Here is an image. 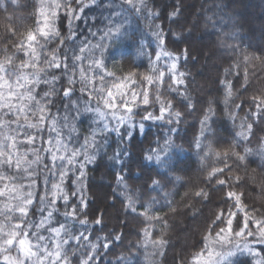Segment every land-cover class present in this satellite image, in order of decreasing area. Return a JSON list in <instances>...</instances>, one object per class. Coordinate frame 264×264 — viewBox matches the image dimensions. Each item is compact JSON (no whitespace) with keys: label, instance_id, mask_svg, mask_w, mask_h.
Instances as JSON below:
<instances>
[{"label":"trees","instance_id":"obj_1","mask_svg":"<svg viewBox=\"0 0 264 264\" xmlns=\"http://www.w3.org/2000/svg\"><path fill=\"white\" fill-rule=\"evenodd\" d=\"M145 3L147 8L137 14L131 10L122 11L128 9L122 0H97L95 5L84 9L80 19L72 20L70 27L61 10L56 24L60 37L46 45L51 51L63 39L65 43L60 53H67L71 65V57L74 52L79 54L82 42L87 39L96 44L109 23L107 18L110 14L121 12L119 17L113 16L112 19L122 21L127 34L114 41L105 53L106 70L114 74L106 76L105 80L108 87L120 82L126 85L113 91L128 93L124 99L130 102L132 112L128 115L131 118L118 131H113L117 123L114 124L112 117L108 116L109 130L96 135L100 149L95 151V160L83 169L82 181H77L80 170L76 166L68 172L61 185L69 197V208L79 204L81 197L87 204L77 208V216L79 219L87 218L88 224L81 226L74 223L71 226L73 232H84L90 239L81 241L79 245L71 242L68 246L71 264H81L89 253L94 256L90 264H193L201 251L212 247L219 249L215 245L216 232L220 228L227 230L228 219L233 221L232 244L237 239H250L253 243L250 250H256L255 253L235 250L234 264H264V240L256 236L254 242V237L246 232L243 236L234 235L243 227L246 215L264 218V156L256 151L264 142V119L255 120L249 116L250 109L255 110L251 98L264 94V0H145ZM39 6L40 0H0V60L5 55V49L11 55L16 51L13 45L24 40L28 31L38 27ZM72 6L77 7L74 3ZM148 10L155 15L149 16ZM10 30H14L15 35ZM92 32L97 35L92 36ZM71 33L75 36L69 39ZM156 33L163 38V45ZM185 49L187 59L184 58ZM161 51L179 58L175 61L176 75L184 80V84H172L168 69L173 60L166 56L157 60L156 54ZM245 57L248 59L245 60ZM24 58L18 55L15 63ZM43 58L42 51L41 60ZM82 64L88 72L89 60L85 59ZM154 67L157 72H165L163 83L148 85L143 78L155 75ZM53 72L60 77L59 81L54 85H41L38 91L42 94L55 88L50 98L54 101L50 105L51 115L58 116L63 135H71L72 146L79 148L85 138L91 140L93 131L102 126L103 122L94 123L96 116L93 112L85 111L87 107L97 106V98L93 95L90 100L89 92L81 91L83 85L79 82L78 70L72 84L68 83L71 68L68 75ZM94 73L103 74L95 69L88 75ZM179 73L185 75L179 77ZM130 74L131 80H125ZM229 82L232 84L231 96L227 95ZM99 83L97 80L96 84ZM65 88L72 89L69 98L63 97ZM145 89L149 92L148 105H144L140 98ZM132 92L138 96L135 103H131ZM157 94L162 101H171V115L166 112L163 119H143L149 112L153 116L160 115V103L155 99ZM120 100L117 95V103ZM119 112L124 114L125 110L120 109ZM176 112L181 114L178 122ZM65 115L68 116V128L62 127ZM246 116L249 117L246 122L253 123L248 141L238 136ZM169 120L172 122L169 123ZM141 124L144 125L142 130ZM47 138L45 131L44 139ZM168 139L173 144L169 150L174 164L172 171L161 167L154 159H146L151 149L163 146ZM198 139L202 145L200 149L195 146ZM233 144L239 145L235 150L241 154L245 147L253 149V153L244 161L235 157L228 160L231 171L226 170L224 175L219 176L220 179L232 177L228 184L221 186L216 178L209 181L208 173L223 166L215 152L223 154L226 150L230 151ZM209 145L213 151L205 155L209 152ZM35 146L40 147V142L37 141ZM88 151L91 154L94 150L90 148ZM42 155L47 162V155ZM79 159L83 162V156ZM5 172L15 174L8 169ZM36 173L33 177L35 204L31 206L28 219L39 222L41 213L37 209L41 207L40 197L45 195V177L49 180V199L51 184L60 183V180L42 167H37ZM157 173L161 175L157 176ZM118 175L124 176L129 190L139 192L135 212L126 206V195L121 194L124 188L117 183ZM149 177L160 179L162 189L150 191ZM16 183L27 184L29 181L17 180ZM201 190L206 195L197 196L196 192ZM229 191L243 194L239 207H234L235 199H228ZM73 192L77 195L73 196ZM153 197L155 203L149 215H158L163 218L161 221L148 220L141 215L143 209L140 205L146 207ZM3 200L0 197V201ZM55 208L59 211L50 206L45 209V215L48 210H53L51 224L41 229V234L45 236L50 235L48 227L65 222L63 201H58ZM221 212L224 213L223 223H213ZM229 212L234 215L230 217ZM97 218L101 219L100 225L95 224ZM250 227L255 229L254 224ZM210 232L211 236L208 235ZM117 236L119 239H116ZM161 239L166 241L162 247L154 245V241ZM105 243L107 248L103 247ZM90 244H96L97 248L93 251L86 246ZM259 259H262L261 263Z\"/></svg>","mask_w":264,"mask_h":264},{"label":"snow or ice","instance_id":"obj_2","mask_svg":"<svg viewBox=\"0 0 264 264\" xmlns=\"http://www.w3.org/2000/svg\"><path fill=\"white\" fill-rule=\"evenodd\" d=\"M97 0H88L87 3L84 0H40V6L37 10L39 19H37L38 27L34 31H28L24 40L15 43L13 46L16 49L11 55L8 54V50L5 49V55L0 60V197L4 200L0 201V262L2 264H71L69 257L68 246L71 242L75 241L77 245L81 241H89L90 237L85 235L84 232L78 234L73 232L72 224L78 223L81 226L88 224L87 218L79 219L77 216L78 207H86V201L81 200L79 204L69 205V197L63 192L62 183L69 171L76 166L80 170V175L77 177V181H82L84 177V171L86 164L92 163L95 160V151H99L100 145L96 140L98 133H104L109 130V124L107 117L111 116L113 120H116L118 124H123L131 117L127 115L132 112V108L129 106V101L124 97L128 95L127 92L118 91L114 93L113 89L121 90L126 87L123 82L113 83L111 87L106 85V76H113L112 72L106 70L105 67V53L111 47L112 43L118 39L124 37L127 33L124 29V23L112 19L113 16L119 17L121 12L111 13L107 18L109 23L100 34L99 41L96 44H92L87 39L82 42V46L79 47V54L73 53L71 57V65L69 64V57L67 53H60V49L63 47L65 41L59 40V44L56 48L49 51L46 47L48 43H51L54 39L60 37V31L57 24V18L60 11L63 10L65 18L68 19L69 27L72 20L80 19V14L84 12V9L95 5ZM77 7H73L72 4ZM124 5L128 6V9H122V11L131 10L137 14L143 12L147 5L145 0H122ZM149 16L155 15L148 10ZM176 13L174 12L173 15ZM12 35H15L14 30H10ZM92 36H96L97 33L92 32ZM157 38L161 45L164 40L159 33H156ZM75 33H71L69 39H72ZM39 37V38H38ZM43 41V43L41 42ZM43 51V60L41 55ZM98 53V55H97ZM87 54V55H85ZM18 55L25 57L21 59L19 63H15ZM161 56L169 57L173 62L171 63L168 71L171 74L173 85L184 84L183 79H178L176 75L177 63L175 62L178 57H172L168 52L161 51L156 54V59L160 60ZM184 58L187 59V49L184 50ZM88 59V72H93L95 69H99L101 73H94L89 76L85 71L82 62ZM245 60L248 58L245 57ZM71 68L72 75H68ZM53 70L60 72L63 75H68V83H74L73 76L75 72L79 71V82L83 85L82 92H89V99L91 100L93 95L97 98V106L95 108L87 107L86 112H93L96 116L94 123H102V126L94 130L92 133V139L85 138L84 143L79 147L72 146V136L65 137L62 133L60 121L57 115H51L50 105L54 103L50 98L55 92V88H51L48 91H44L42 94L38 91L41 85H54L60 79L55 75ZM153 72L155 75L145 76L143 79L147 81L148 85L162 84L165 76V72L154 67ZM51 73V75H50ZM130 74L125 77V80H131ZM184 73H179V77H183ZM247 78V76L245 77ZM99 80V85L96 81ZM135 83V81H132ZM172 87L171 85L169 86ZM176 89H173L175 91ZM245 90L247 87L245 86ZM72 93L71 88L63 89V97L69 98ZM183 95V93H180ZM117 95L120 96V103H117ZM227 95H232V84H227ZM140 98L144 105L149 104V92L145 89ZM138 99L137 93H131V103H135ZM156 101L160 103V115L153 116L152 113H148L143 117L145 120L154 119L159 120L164 118L166 112L171 115L170 109L172 107L171 101L164 102L159 94L155 97ZM252 104L254 111L250 109L249 116L255 118V120L264 119V94L254 95L252 98ZM101 104L103 107H101ZM67 108V106H65ZM237 107H240L239 105ZM124 109L125 113L120 114L119 110ZM209 108V112H211ZM79 115V112H77ZM180 113L176 112L177 122L180 117ZM249 117H245V122L241 124L243 129L238 136L248 141L249 136L252 134L253 123H247ZM63 128H68V116L62 117ZM207 120V117H206ZM172 121L169 120V123ZM144 125L141 124L140 128L143 129ZM113 131H118V128H113ZM47 131L48 138L44 139V133ZM72 131H75L72 128ZM55 133L53 136L52 134ZM37 141L40 142V147H36ZM24 145L28 147L25 148ZM196 148L202 147L200 140L196 141ZM238 144H233L231 150H226L223 154L215 152L217 159L222 161L223 166L219 168H213L208 173V180L211 181L216 178L217 184L223 186L232 180V177L220 179L219 176L224 175L225 171H231V165L228 160L231 157H235L239 161H244L246 157L253 153V149L245 147L243 154L236 151ZM173 144L170 139L165 140L164 145L156 149H151L150 154L146 156V159L152 161L153 159L163 168H167L169 171L174 170V164L171 156L169 155L170 148ZM94 151L90 154L88 149ZM212 148L209 145L208 155L212 152ZM257 153L264 156V142H262ZM42 153L47 155V162ZM29 156L32 158L29 159ZM83 156V162L79 157ZM118 158V157H117ZM70 166V167H69ZM42 167L51 176L59 177L60 183L51 184V198L48 196V183L49 180L45 177L44 187L45 195L40 197L41 207L37 209L41 213V219L39 222L30 221L28 219L31 206L35 204L33 187L35 185L36 168ZM5 169L12 170L15 174L9 175L5 172ZM23 175H20V174ZM161 173H157L160 176ZM179 179V177H176ZM239 179L238 177L236 178ZM17 180H27L29 183H16ZM150 184L148 189L150 191H157L162 189L160 179L149 177ZM117 183L121 184L124 188L122 195H126L127 208L131 211H136V205L140 199L139 192H132L128 189L127 184L124 183V176H117ZM73 196L77 193L73 192ZM197 196L206 195L203 190L196 192ZM242 193H236L229 191L227 193L228 199H235L234 207L240 206V200ZM47 200V205L45 201ZM58 201H63L65 211L62 213L65 218L64 223H59L55 227H48L47 231L50 235L45 236L41 234V229L45 228V225H50L53 219V210H48L45 215L46 207L50 206L55 211L59 209L55 208ZM155 203L153 197L148 202L147 206L140 205L143 209L141 215H144L148 220L161 221L163 218L156 215H149L152 204ZM253 211H256L253 209ZM231 217L234 213L229 212ZM224 213L221 212L216 215V220L223 223ZM232 219L227 221V232L232 233ZM166 223V221H165ZM96 225L101 224V219L95 220ZM250 224L255 225L253 231H247ZM35 229V231H33ZM226 232L225 228H220L219 232H216L215 243L219 245V249L212 247L201 251L197 254V258L204 259V264H234L233 257L237 254L233 248L228 247L232 244V240L228 235H222ZM245 232L248 236L256 237L257 235L261 240H264V218L256 219L255 217H248L246 215L244 219L243 228L241 231H236L235 236H243ZM148 235L145 229V236ZM211 236V232L208 234ZM208 237H206L207 239ZM119 239V236L116 237ZM154 245L162 247L166 241L156 240ZM90 246L94 251L97 248L96 244L86 245ZM103 247L107 248L108 244L105 243ZM241 245L237 243L235 249H240ZM244 250H248L247 243L243 246ZM15 252L16 255H12ZM94 259V256L89 253L87 258L81 261V264H90Z\"/></svg>","mask_w":264,"mask_h":264},{"label":"rangeland","instance_id":"obj_3","mask_svg":"<svg viewBox=\"0 0 264 264\" xmlns=\"http://www.w3.org/2000/svg\"><path fill=\"white\" fill-rule=\"evenodd\" d=\"M120 114H121V112H120ZM128 115V114H127ZM117 123V121L116 120H114V124H116ZM123 124H125V122L123 123ZM123 124H118L117 123V128H118V130L120 129V127H122V125ZM232 226V225H231ZM255 226V225H254ZM243 227H241L239 230L241 231V229H242ZM249 228H250V231H253L254 229L252 228V227H250L249 226ZM222 235H228L229 236V238H231V235H232V233H228L227 232V230H226V232L225 233H223ZM258 236V235H257ZM251 237V236H250ZM216 241V240H215ZM250 239H248V240H245V241H240L239 239H237L236 241H234L233 242V244H231V246H230V248H233L234 250H241V251H245V252H249V251H251V253L252 252H256V250H250V248H251V245L253 244V243H250ZM254 242H256V237H254ZM237 243H239L240 245H241V248L240 249H235V245L237 244ZM247 243V245H248V249L249 250H244V248H243V246L245 245ZM248 243H250V244H248ZM215 245H217L218 247H219V245L218 244H215ZM261 261H262V259H259V263H261ZM193 264H204V259L203 258H201V259H198L197 257L195 258V260H194V262H193Z\"/></svg>","mask_w":264,"mask_h":264}]
</instances>
